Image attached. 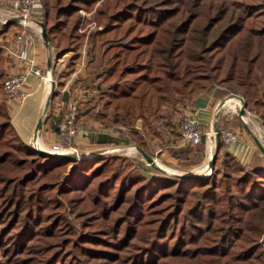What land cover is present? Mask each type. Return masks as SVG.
<instances>
[{
    "label": "trees",
    "instance_id": "16d2710c",
    "mask_svg": "<svg viewBox=\"0 0 264 264\" xmlns=\"http://www.w3.org/2000/svg\"><path fill=\"white\" fill-rule=\"evenodd\" d=\"M81 1L38 0L41 12L38 21L50 38L56 60L62 59L67 53H73L66 63L67 73L75 69L74 63L78 61L79 52L84 46L89 60L99 58L100 66L95 74L98 81L92 86L90 99L82 109L79 108L78 118L99 119L107 126L118 125L130 130H135L136 122L140 120L141 133L130 134L131 142L128 143L144 149L152 157L148 141L158 138L162 146H176L180 140L176 139L175 133L181 137L182 120L186 112L194 113L190 109L196 100L214 90L220 96L241 98L245 110L254 113L264 126V0H237L239 2L232 3L227 0H207L196 4V11L195 7L188 5L191 0L174 1L176 5L173 7L169 6L173 5L169 0H162L165 1L164 6L170 8L155 12L156 18L148 20H141L138 13L135 18L127 16L128 13L122 8L125 4L115 2L111 5L107 2L105 7L94 13V18L102 22V28L91 31L86 42L84 33L80 32L81 14L78 4ZM142 3L145 4L146 1ZM180 5L184 8H177ZM140 24L148 29L142 28ZM9 26L0 25V29ZM107 35L115 38H104ZM130 35L132 38L129 43L123 45L115 42L116 46H110L111 41L125 39ZM113 49L116 51L112 52ZM2 62L0 51V129L5 128L0 131V181L6 184V178L14 180L0 188V194L3 193L0 199H12L10 207L6 208V204L0 207V227L8 221L14 222L11 229L19 228L20 231L23 230L22 236H25L29 229L32 230L31 222L35 224L39 221L38 225L43 223L44 212L41 208L45 205L41 201L46 188H35L34 184L44 178L54 183L63 167L76 161L52 159L31 146L22 149L24 142L12 126L7 109L11 98L3 89L6 78L4 79ZM55 92L54 88L52 99ZM180 116V127L176 129L174 121ZM220 128L222 127L218 126L217 129L221 132ZM6 131H10L7 140L4 138ZM202 132L199 144L188 145L196 150H191L188 146L185 149L171 150L173 158L187 162L173 165L174 167L187 171L182 168L200 165L201 160L197 155L204 154L206 141L205 129ZM94 142L99 150L120 144L119 139L106 134L98 135ZM194 157L197 160L189 162ZM32 159L46 161L38 170V176L35 175L34 183L30 185L34 197L26 196L25 193L27 184L32 181L26 178L34 173L37 163ZM49 165V168H45ZM151 169L157 174L165 172L155 166ZM97 170L99 171L94 172L97 175L94 179L104 172L100 167ZM141 177L146 178L142 174ZM148 178L145 183L152 187L154 181L157 185L166 182L165 188L173 189L172 193L158 195L156 205L155 202H150L142 209L139 207L142 214L139 218L136 217V222L131 227L128 214L134 211L132 206L135 207L139 194L134 192L137 196L131 201L124 198V193L119 192L122 195L120 197H123V206L120 205L121 208H116L111 213H124L125 217L117 228H120L119 234L123 233V238L120 237L117 243L108 247H118L121 244L123 254L113 255L108 248H97L89 250L88 254L83 253L80 260L82 264L263 262L262 254L251 252L256 238L264 233L263 156L254 155L248 164L241 163L227 150L220 137L214 165L207 177L184 179L152 174ZM218 189L221 192H217ZM142 192L146 194L149 188L146 187ZM68 194L69 192L65 195ZM47 199L50 201V196ZM75 199L78 198H72ZM163 202L167 204L161 207ZM51 205V202L47 203L44 211ZM109 207H101L102 214L109 212ZM97 209L93 207L88 212L91 218L94 217L92 220L108 223L105 229L109 236L111 228L114 224H119L120 218L112 219L109 212L105 220L97 213ZM177 214H182V220L188 227H181L180 235L178 233L168 241L170 236L164 234L169 229L170 233H177L175 224L177 220L180 221ZM155 223L157 226L150 228ZM200 224L205 227L195 228L200 227ZM181 233L186 234V240H181ZM159 234L163 236L159 237ZM229 234L233 237V242L229 243L228 249L222 248L220 251L213 248V245L222 244ZM232 250L235 252H231ZM26 252L28 250L19 255ZM71 264L76 263L73 261Z\"/></svg>",
    "mask_w": 264,
    "mask_h": 264
},
{
    "label": "rangeland",
    "instance_id": "374dc122",
    "mask_svg": "<svg viewBox=\"0 0 264 264\" xmlns=\"http://www.w3.org/2000/svg\"><path fill=\"white\" fill-rule=\"evenodd\" d=\"M19 1L20 0H0V9L1 10L11 9ZM144 1H146L145 4L142 3ZM169 1L173 4V5H169L170 7L176 5L174 1L177 0H169ZM201 1L206 2L207 0H191V2L194 3L190 2V4L188 5H190L189 7H195L196 4H201L202 3ZM107 2L111 3V5L114 4L115 2H119L120 4H125L124 6H122V8L128 13L127 16H133L135 18V15L137 16L138 13V17L141 20H148L153 18L155 19L156 18L155 12L165 11L170 8L168 6H164L165 1L162 0H97V1L89 0V2H86V0H82L78 4V8L81 14L80 32L84 33L85 42L86 40H88V36L91 31L102 28V22L94 18V13L99 8L105 7ZM227 2L232 3L239 1L227 0ZM179 7L184 8V6L182 5L178 6L177 8ZM196 10L197 7H195L194 11ZM143 14H145V16H143ZM127 25L128 22L125 23L124 26L126 27ZM139 26H141L142 28H146V30L148 29V27H144L145 25L143 24H140ZM107 36L108 37H104V38H111V40L115 38L114 36H110V35ZM131 38L132 36L130 35L125 39L111 41L112 43L110 46L111 47H113L112 45L116 46L115 42H121L123 45L127 44L129 43V40H131ZM115 51L116 50L114 49L112 50V52ZM66 55L68 54H65L64 57ZM87 60L88 59L86 58V61ZM43 75L44 76L46 75V71H43ZM42 82H43L41 85L42 89L44 85H47V89L42 90L41 97L37 105L38 109L36 113H40L41 116H43L45 112L44 106L49 98L50 91L52 89L50 84L48 86V82L46 81H42ZM54 88H55V78H54ZM22 95L24 96L26 94L23 92ZM227 98L229 99L236 97L227 96ZM51 100L52 99H50L48 109L45 113L46 116L49 115L50 110L53 106ZM25 108L26 107H24V110ZM249 114L252 117L251 116L245 117V121L251 127L252 126L254 127L253 135L264 144V127L262 126L260 119L257 116H255L254 113L249 112ZM227 119L230 120L231 122H234L235 120L236 122L235 124L238 125L240 129L241 127H243V124L240 123L241 120L240 118H238L237 114L230 113L226 116L225 120ZM180 120H181V116L178 118L177 121H174L176 129L180 127V123H181ZM79 121L80 123H82V125L88 128L87 126L88 120H84L81 117L79 118ZM220 129L221 132L219 130V134L226 131V128L225 129L220 128ZM1 130L4 131L5 128L0 129V131ZM202 131H204V129H202ZM49 133L50 131H45V130L42 132V135L46 140L47 145L41 143V141L39 140L40 136L36 138V145L38 147L48 150V146L50 147L52 144H54L55 140L50 139V136L48 135ZM207 133H208V127L205 129L204 134L206 135ZM90 135H91L90 131H88V133L86 132L85 136L80 138L75 145V148L77 150L75 152L77 154L81 153L82 155H85L84 157L76 159L75 160L76 162L74 164L65 165L61 170L60 174L58 175L57 180L54 181V183H52L48 178L46 179L44 178L41 181L36 182L34 184L35 188L37 186H40L39 188H46V190H44V192L42 193L43 197L41 204L47 207V203L50 202L52 203L51 207H48L47 208L48 210L46 211H44L45 207L41 208V210H43L44 212L43 213L44 215H42L43 223H41V225H38L39 221L38 222L36 221L35 224L31 222L30 226H32V230L29 229L28 230L29 233L27 232L28 234H26L25 236H22L21 234L23 230L20 231L19 228L11 229L14 222L12 223L8 221L6 222L7 224L0 227V264H71L73 263V261L76 264H82V261L80 260L83 256V253L86 252L88 254L90 253L89 250L92 251L97 248H108V250H111L110 251L111 254L115 255L118 253L120 254L119 256H121L123 254L121 244H118V247H114V246L113 248L108 247V245L110 244L117 243L120 237L123 238V233L119 234L121 230L120 228L119 229L117 228L120 225V223H122L121 221L125 217L124 213H122V211H118V212L115 211L114 213H111L112 211L116 210V208H121V206H123L121 204V199H123V197L122 198L120 197L122 195H119V192L124 193L123 194L124 198L131 201H133L134 198L137 196L134 195V192L135 193L137 192L139 194V198L135 202V207L132 206V208H134V211L128 214L132 222L130 226L133 227L136 222L135 221L136 217L139 218L141 216L140 214H142L140 213L141 211L138 209L139 207L140 209H142L144 206L146 207L150 202H155L154 204L156 205L158 204V201L156 203L155 200L157 199L156 197L158 195L169 194L172 193L173 191V189L165 188L167 185L166 182L164 181L159 183L158 185L154 181L153 182L154 187H152L151 184L145 183L146 180L149 179L148 177H152V174L155 176L163 174L164 176L170 178H177L179 176L173 175V173L176 174L184 173V171L177 169L174 166L180 163H187V162L177 161L172 156L171 159L164 160L163 159L164 157H162L161 155V151L162 149H164L165 146L161 145L162 142L159 139L158 141L157 140L155 141L156 143L155 150L152 155L154 156L155 159H157L158 161L157 165L163 171H165V172L161 171L162 172L161 174H157L151 169L153 166L149 165L141 158V155L138 150L133 151V153L126 154L125 151H127L126 150L127 148H124L125 149L124 150L122 147L128 145L130 146L128 142L124 144L120 143L118 145H111L110 147L113 148L103 150L104 154L91 155L92 154L91 152L97 151L99 150V148L96 145L92 144L91 142L92 138H90L91 137ZM175 135H176V139L178 140L181 139V137H179V135H177L176 133ZM9 137H10V131L9 132L6 131L4 138H6L7 140L9 139ZM33 137L31 139H28L27 141H25L22 137H20V139L24 142V147L21 148L24 149L25 147H29V146L34 148ZM249 142L253 148H256L255 144L252 143L251 140H249ZM8 144L9 143L7 142V145ZM205 145H206V141H205ZM212 145L213 142L211 143V146ZM188 148L191 150L194 149L196 150V148H190V146H188ZM169 152L171 153V150H169ZM126 156H131L136 159L132 158L131 160L133 161H131L130 157L126 158ZM52 159H57V158H52ZM57 160H66V159H57ZM196 160L197 159L194 157L193 159H189V162L194 163ZM32 161L35 162L37 161V159H32ZM45 162L46 161L43 162L42 160L37 161L34 167L35 168L34 173H30L27 176L26 179L32 181L27 184L28 188L25 189V193H27L26 196L34 197L33 189L30 188V185L34 183L35 180L33 179L36 177L35 175L40 173L38 170H40L41 167L44 166ZM163 162H165L166 164ZM167 163L174 166L168 165ZM50 166L51 165L46 166L45 168H49ZM98 167H100V169H104V172L101 175H99L97 179H94V177L97 176L94 172L99 171L97 170ZM182 169L188 170L192 168H182ZM210 172L205 171L201 173L200 175L203 176L201 179L207 177V175ZM141 174L146 176V178L144 179L143 177H141ZM13 180L6 178V184L5 182L1 183L0 181V188H2L3 186L6 187ZM146 187L149 188V192L143 194L142 191ZM82 190H86V191H82ZM9 192L10 191H8V193ZM67 192H69V194L65 195ZM217 192H221V191L218 189ZM131 193L133 194V196ZM2 194L3 193H1L0 196ZM5 196H7V194H5ZM48 196H50L51 198L50 201H48L47 199ZM72 198H78V199L72 200ZM11 200L0 199V207L2 204H6L7 205L6 208L10 207V205L12 204ZM35 200L36 199H34V202ZM166 202L165 203L163 202L162 205L160 206L161 207L165 206L167 204ZM105 206H110L109 207L110 209L108 210L111 213L112 219L120 218L118 219L119 224H114L113 226L114 229L111 228L112 230L110 231L109 236L107 235L108 233L106 232L105 229V227L108 226V223L104 222L103 220L100 221H94L97 219L92 220L94 217L91 218V214L90 212H88L93 207L98 208L97 213H99L100 216L105 219L106 214L107 213L110 214L109 212H106V214H102L101 207H105ZM129 208H131V205ZM145 218L148 217L146 216ZM177 218L180 219V221L178 222L177 220L175 224L177 233L176 234L175 232L170 233L171 229H169L168 232L164 234V236L167 235L170 236L168 238V241L171 238L175 237V235H178L181 227L183 229H186L188 227L185 224V222L182 220V214H177ZM155 226H157L156 223L153 224L150 228L153 227L155 228ZM198 226L200 227H195V228L205 227V225L203 224H200ZM158 236L160 237L163 235L159 234ZM187 236L189 237L190 235ZM95 239H98L100 241H91ZM256 239H257L255 240L256 244L253 245L251 252L253 254H262L261 256L263 258V262L254 263V264H264V233L259 238ZM181 240L182 241L186 240V234L184 235L183 233H181ZM231 242H233V237H231L229 234L226 240L223 241L222 244L213 245V248L221 251L222 248L223 249L227 248L229 243ZM32 243L33 245H31ZM227 249H225V251ZM25 250H28V252L24 253V255H19L21 254L22 251ZM231 252H235V250H232Z\"/></svg>",
    "mask_w": 264,
    "mask_h": 264
},
{
    "label": "crops",
    "instance_id": "0c3cea01",
    "mask_svg": "<svg viewBox=\"0 0 264 264\" xmlns=\"http://www.w3.org/2000/svg\"><path fill=\"white\" fill-rule=\"evenodd\" d=\"M40 14V7L38 6L33 10V13L31 15V18L38 24H40L38 21ZM18 34H22L23 39L19 44H16L15 39ZM0 51L3 57L2 70L3 74L5 75L4 79L8 76L23 73L29 68H39L43 71H47L48 63L50 64V66H53V63L55 62L54 78L56 92L55 96L52 99L54 89L52 90L50 99H52L51 103H53V106L50 110L49 115L45 116L44 118L42 130L39 137L41 143L45 145L46 140L42 135V132L45 130L50 131V133L48 134L50 136V139L55 140V132L60 122L63 120V117L68 108V104L72 101H76L79 105V108L82 109L84 103L88 101L92 96V86L95 85L98 81L95 77V74L98 73L99 70V58H96L95 60H89L86 53V47H84L79 52L80 56L78 61L74 63L75 69L72 72L67 73L66 63L67 60L73 55V53H67L68 55H66L62 59L56 60L53 50L49 49L45 45L39 32L33 30L32 28H23L19 24L10 25L3 30L0 29ZM86 58L88 59L87 61ZM58 75L59 78L57 77ZM42 83V80L35 77L33 74L28 75L27 82L23 88V92L26 95L12 98L8 101L7 109L11 118V124L18 135H20V137H22L25 141L33 137L36 124L42 117L40 113H36L38 109L37 105L40 100L42 90L44 89H42L41 87ZM237 98L239 97L228 99L227 96H220L216 94V90H214L211 93L198 98L194 106L191 107L190 110H192L198 116L200 125L204 129H206L207 127L209 129V127L212 125L214 130L219 126L223 129L226 128V130L234 131L237 134V140L234 144L227 147V150L231 154L235 155L241 163L248 164L254 155L259 154L260 156H262L259 150L257 148H253L249 142V140H251L252 143H254L250 136V133H254V127H251L249 124H247V122L245 121V117H243V119H240V123H242L244 127H241V129L238 125L235 124V120L234 122H231L228 119L225 120L228 114L233 113V108L235 105H237ZM24 107H26L25 110ZM217 107L218 111L215 113ZM187 113H189V111L186 112V114ZM248 116H251L249 112H247V117ZM87 126L90 129V138H92L91 142L94 145H96L94 142L95 138L101 134H106L115 139H120V143L124 144L126 142H129L130 134L141 133L140 120L136 122L135 130H130L118 125L107 126L103 124V122L99 119L88 120ZM156 140L158 141V138H155L152 141H148V149L151 154H153L155 150ZM212 142L214 143V141ZM211 143H206L204 154L197 155V157L201 160L200 165L195 168L188 169L184 172L193 171L195 173H203L206 171L205 161L209 149L212 147ZM129 144L130 146L136 147V149L138 150V146L133 145L132 143ZM188 145V143L184 144L180 139L176 146L168 144L166 147H164V149H162L161 151V155L162 157H164V160H169L171 159L169 150L175 151L177 150L176 148L185 149ZM128 146H123L122 148L124 149ZM112 148L113 147H110L108 149ZM126 157L133 158L131 156Z\"/></svg>",
    "mask_w": 264,
    "mask_h": 264
},
{
    "label": "built area",
    "instance_id": "2783aa9c",
    "mask_svg": "<svg viewBox=\"0 0 264 264\" xmlns=\"http://www.w3.org/2000/svg\"><path fill=\"white\" fill-rule=\"evenodd\" d=\"M39 6L38 0H20L14 7L8 10H2L8 14L0 18V25H5L6 21L12 17H22L24 18L23 28L25 26L26 20H31L39 27V34H41V28L39 24L31 18L33 10ZM1 10V9H0ZM31 18V19H30ZM23 39L22 34H18L15 39V43L19 44ZM33 74L40 80H47L46 75H43V71L39 68H29L27 71L8 76L3 82V89L7 96L11 99L20 97L23 93V88L27 82L28 75ZM238 100V105L233 113L237 114V109L240 106V100ZM79 105L76 101H72L68 104L67 111L60 122L56 132L55 141L48 150L51 152L61 153V152H75L76 143L80 138L85 136L86 132L90 131L86 126L80 123L78 118ZM218 111V107L215 113ZM242 119V118H241ZM202 127L198 116L195 113H187L182 120L181 127V141L186 144L195 146L199 144L202 136ZM206 136V143L208 142V133ZM221 141L226 146L229 147L234 144L237 140V134L232 130H226L221 133ZM136 148L134 146H128L127 148Z\"/></svg>",
    "mask_w": 264,
    "mask_h": 264
},
{
    "label": "water",
    "instance_id": "95a60500",
    "mask_svg": "<svg viewBox=\"0 0 264 264\" xmlns=\"http://www.w3.org/2000/svg\"><path fill=\"white\" fill-rule=\"evenodd\" d=\"M12 24H19L20 26H23L24 24V18L22 17H12L9 18L5 25H12ZM40 28H41V37L43 42L45 43V45L53 50L51 41L49 36L47 35L45 28L43 27L42 24H39ZM55 65V62L53 63ZM53 66H50V64L48 63L47 66V71H46V78L47 81L49 82V84L51 85L52 89L50 91V95L49 98L45 104V112L43 114V116L38 120L36 127H35V131H34V137H33V142H34V149L47 156V157H51V158H57V159H68V160H76L78 158H82L85 155H82L81 153L77 154L76 152H61V153H56V152H51L49 150H45L43 148H40L36 145V138L40 136V132L42 130V125H43V121L44 118L46 116V111L48 109V105H49V101H50V97L52 94V90H53V84H54V73H55V68ZM240 100V106L237 109V116L241 119L242 117H247V112L245 110L244 107V103L242 101V99ZM221 103V102H220ZM219 103V104H220ZM219 107V106H218ZM250 136L256 146V148L260 151L261 155L264 157V144L258 140L252 133H250ZM219 141H220V134H219V130L216 133L215 136V140L214 143L212 145V147L209 149L205 164H206V170L207 172H210L213 168L214 165V161H215V157L218 151V147H219ZM138 151L142 157V159L147 162L149 165L155 166L158 169L162 170L158 165H157V159H155L154 157L150 156L149 154H147L144 150L138 148ZM91 155H100V154H104L103 152H100V150L97 151H93L91 152ZM163 171V170H162ZM174 175V174H173ZM179 177L184 178V179H189V178H194V179H198V178H202L203 176H201L200 174L194 173L193 171H189V172H184L182 174H177ZM207 175V174H206Z\"/></svg>",
    "mask_w": 264,
    "mask_h": 264
},
{
    "label": "bare ground",
    "instance_id": "6f19581e",
    "mask_svg": "<svg viewBox=\"0 0 264 264\" xmlns=\"http://www.w3.org/2000/svg\"><path fill=\"white\" fill-rule=\"evenodd\" d=\"M3 14L7 15L8 13L5 12V11L0 10V18H1V17H4ZM25 26H26L27 28H29V29L32 28L33 30H35V31H37V32L39 31V27H38L34 22H32L31 20H26ZM43 81H44V80H43ZM45 81L48 82L47 80H45ZM48 86H49V82H48ZM43 88H44V90H46V89H47V85H44ZM237 105H238V101H237ZM237 105L234 106V108H233V112L235 111V108L237 107ZM242 119H243V117H242ZM217 131H218V129H215V130H214V128H213L212 125L209 127V129H208V142L211 143L212 141L215 140V136H216ZM208 142H207V143H208ZM124 150H125V149H124ZM126 150H127V151H125V153H126V154H129V153H133V151H136L137 149H136V148H131V147H129V148H127ZM100 152H103V150H100ZM205 169H206V165H205ZM206 171H207V170H206Z\"/></svg>",
    "mask_w": 264,
    "mask_h": 264
}]
</instances>
